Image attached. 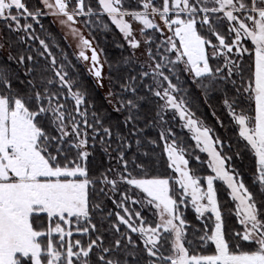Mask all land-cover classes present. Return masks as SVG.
I'll return each instance as SVG.
<instances>
[{
  "label": "snow or ice",
  "instance_id": "1",
  "mask_svg": "<svg viewBox=\"0 0 264 264\" xmlns=\"http://www.w3.org/2000/svg\"><path fill=\"white\" fill-rule=\"evenodd\" d=\"M39 3L49 12L40 8L30 10L26 0H0V21L9 29L38 39L30 32L33 25L21 24L22 19L27 21L31 17L38 23L41 15L64 17L59 23L79 40L77 59L91 62L87 71L96 78L99 87H103V65L91 41L74 27L77 17H100L106 13L131 49L145 47L147 59L141 67L147 70L139 74V79H149L144 87L163 101L157 116L167 123L164 114L171 110L186 122L185 127L195 132L197 143H203L202 150L212 156L216 177L226 182L232 200L237 202L235 214L241 230L226 233L213 188L214 178L208 176L207 189L202 190L199 180L185 170L188 160L181 154L170 128L162 130L160 137L165 141L171 166L180 174L178 183L183 193L190 195L199 217L206 212L214 215V229L205 225L207 231L200 237L202 242L214 243V254H189L185 243H192L186 239L190 225L178 214L183 199H174L170 194L169 179L132 177L127 171L129 161L124 151L131 145L125 143V136L119 132L115 133L118 143L112 151L118 153L115 159L123 170L108 168L90 174L89 158L97 145L111 157L109 149L114 133L99 114L90 112L87 88L78 73L73 79L68 71L75 70V65L67 62L57 66L49 44L41 39L43 51L39 55L51 58L42 71H51L52 75L41 74L38 83L36 77L20 81L27 86L22 91L13 87L10 72L0 70V264H129V256L136 257L134 264H141L143 258L138 249L149 258L157 257L161 264H264V0H135L134 5L126 0H96L98 11L90 0H39ZM90 22L84 21L86 25ZM134 22L141 27L134 30ZM225 23L227 31H219ZM135 32L141 39L136 38ZM248 41L254 46L253 64L244 62V54L249 53L244 46ZM85 49L90 50V56ZM64 59L67 61V56ZM25 60L31 62L33 56L22 54L17 62L24 64ZM34 71L40 70L29 67L25 75ZM182 74H187L205 94L218 88L223 91V84L233 86L235 95L228 98L225 91L224 104L239 125V136L257 157L254 180L259 185L257 192L250 191L242 179L226 170L228 157L213 148L211 130L194 118L188 106ZM136 80L137 77H130L129 82L120 85V92L110 89L105 97L114 111L127 110L126 125L135 126L140 103L147 99L138 94V85L133 83ZM125 93L132 98H125ZM180 93L184 95L178 99ZM241 97L254 100V117L243 110L235 111ZM140 143L136 141L137 145ZM122 183L146 194L147 203L158 210L159 222L152 226L139 211L126 206L142 201L124 192L119 201H114L124 215L121 211L107 213V217H116L111 224L115 234L111 244L105 246L103 234L94 239L90 236L87 244L80 239H66L73 236L71 218L76 220V232L83 235L99 232L92 222V213L101 210L100 204L90 196L104 192L109 186V191L116 192ZM41 214L47 217L46 228ZM62 223L69 226L67 230ZM131 233H137L142 243L134 240ZM166 245L171 250L167 256L162 251ZM145 264L156 261L148 259Z\"/></svg>",
  "mask_w": 264,
  "mask_h": 264
},
{
  "label": "trees",
  "instance_id": "2",
  "mask_svg": "<svg viewBox=\"0 0 264 264\" xmlns=\"http://www.w3.org/2000/svg\"><path fill=\"white\" fill-rule=\"evenodd\" d=\"M90 2L93 9L98 11L99 7L95 0H90ZM126 2L134 5L135 0H126ZM26 3L30 10L34 11L35 8H40L41 10L38 0H26ZM38 20L39 22L37 23L29 17L27 21L21 20V24L27 22L33 25V29L31 30L33 35L40 40H45V42L49 44V50L57 59V66L67 62H71L72 65H75V70L70 68L68 71L73 79L77 78L78 73L79 80L82 81L83 86L87 88L88 99L92 105L90 112L95 111L99 114L104 125L111 126L114 133L112 137V147L109 149L111 157L104 153L99 145H97L92 156L89 158L90 174L94 175L108 168H119L121 171L123 170L120 168V162L115 159L118 153L112 151V149L116 148L118 143L115 133L119 132L121 135L125 136V143L131 145V147L126 148L124 151L125 159L129 161L127 171L132 174V177L169 179L170 194L173 195L174 199H183L184 203L180 204L178 214L182 215L186 223L190 225V227L186 229V239L192 243H185V247L189 249V254H214V243L211 241L202 242L200 240V237L204 236L207 231L205 225L213 229L214 219L212 215L208 213L204 214V217H199V214H197L189 204L187 197L183 196L182 190L177 186L175 181V173L169 166L168 159L164 152V140L161 139L160 133L162 130L171 129V132L176 137L179 150H182L185 159L188 160L187 166L190 175L199 180L200 186L203 188L206 185V178L212 175V171L207 164V155L197 147L189 131L183 127L179 118L173 111L169 110L164 114V120L167 121V123H162L160 121L157 112L159 110V105L162 104L163 101L154 97L148 92L147 88L144 87V85L150 81L147 78L141 81L139 79V74L146 69L134 62L131 51L119 31L108 20L106 14L100 17L82 18V23L86 26L94 41L95 48L98 53H100L106 65L108 85L111 91L120 92L121 84L129 82L130 77H137V80L133 83L138 85V94L147 97L145 101L140 103L137 113L139 119L136 121L135 126L132 124L126 125L124 123L125 117L127 116L126 109L121 112H116L107 104L106 100L89 77V72L84 68L81 60L77 59V55L67 46L64 39L54 28L50 18L45 15L39 16ZM84 21L91 22L86 25ZM105 24L107 27L104 26ZM218 30L226 32V23ZM145 31L149 34L152 33L151 29ZM0 35L2 43L8 48L9 52L8 57L3 56L0 52V70H6L12 74L13 87L26 91V83L21 84L20 81L26 82L36 77L38 83L41 74L48 76L52 75L51 71L47 73H43L42 71L43 68L48 65L50 57H47L46 54L42 57L39 55L38 49L36 51L32 49L33 44H38V39L29 40L28 37H23L22 31L17 32L9 29L3 21H0ZM156 35L158 37L159 33ZM21 37H23V39H21ZM158 42L159 40H157V43ZM244 46L249 48V53L244 54V62L253 64V45L248 41ZM22 54L25 55V57L28 55L33 56V61L30 62L25 60L24 64L18 63V57ZM10 56L13 57V59H9ZM65 56H67V61L64 59ZM210 63L214 64V61ZM29 67L39 69L40 71H34L31 75L26 76L25 73ZM109 77H111V81ZM245 77H247V73ZM181 79L184 88L187 90L186 100L189 108L194 113V118H196L203 127H208L211 130L210 135L216 142L219 153L223 157H228L225 166L232 172L234 170L233 173L236 175L237 179H242L245 185L249 187L250 191L254 193L257 192L259 190V185L258 183H254L258 171L256 157L248 142L239 136L238 126L224 104L225 91L227 92L228 98L235 95L233 86L231 84H223L221 85L223 91L218 88L216 90H209L208 93L205 94L204 90L197 87V84L193 83L192 79L187 74H182ZM204 82L207 83V80ZM180 95H184V93H180L178 99ZM246 96L247 94H245V97ZM125 98H132L131 94L125 93ZM242 110L246 115L254 117V100H248L243 97L239 98V106L236 107L235 111L240 113ZM137 140L141 141L139 145L136 144ZM169 141L171 140L169 139ZM99 187L98 185L97 188ZM213 188L216 191V198L222 214L226 233L241 230L235 214V202L229 196L228 189L217 179H213ZM122 189L128 191V186L123 184ZM120 191L122 190H118L119 193ZM119 193L111 194L105 188L104 192H97L91 195L90 199L100 204L101 210L92 213V222L97 225L99 232H90L87 235L78 233L75 231L77 227L76 220L75 218H71L70 227L73 230V236L70 237V239L73 241L80 239L82 243L87 244L90 236L94 239L96 235L103 234L105 246L111 244L115 235L111 228V224L116 222V217L115 215L107 217V213L110 211L113 213L121 211L114 203V201L120 200ZM133 193L134 190H130V195L132 197H134ZM126 206L131 210L139 211L143 219L148 221L152 226L155 225V221L151 214L147 210L141 208L139 204L128 203ZM121 215H124L122 211ZM41 216L42 223L46 228L48 224L47 217L45 214H41ZM138 221L139 220L136 222ZM80 224L83 225L84 221L81 220ZM62 227L68 228L69 226L62 223ZM194 229H199V231H194ZM124 230V226H121V231ZM208 234L211 233L208 232ZM131 235L138 243H142L138 239L137 233H131ZM53 238L58 239V235L53 234ZM44 239L46 242V238ZM137 251L138 255L143 258L141 264H145L148 259L155 260L156 264H161V261L157 257L149 258L146 253L139 251V249ZM162 251L164 255H170V245H166ZM121 258H124L122 254ZM26 259L27 258H25V260ZM93 259L95 258L93 257ZM127 259L129 264H134L136 257L129 256Z\"/></svg>",
  "mask_w": 264,
  "mask_h": 264
},
{
  "label": "rangeland",
  "instance_id": "3",
  "mask_svg": "<svg viewBox=\"0 0 264 264\" xmlns=\"http://www.w3.org/2000/svg\"><path fill=\"white\" fill-rule=\"evenodd\" d=\"M38 2H39V0H38ZM95 2H96V0H95ZM40 6H41V11H42V12H45V13L49 12V9L44 8L43 5H41V4H40ZM72 7H74V4L69 6V10H71ZM98 7H99V6H98ZM85 10H87V9H85ZM105 14H106V13H105ZM41 16H45V15H41ZM46 16H48V17L50 18L51 23L53 24L54 28H55V29L57 30V32L61 35V37L64 39V41L66 42L67 46L71 49V51H72L74 54H77V55H78V52H79V50H80V48L78 47V44H79V40H78V38H73L72 35L69 33L68 28L65 27V26H63V25H61V24L59 23V20H60V19H64V17H62V16H61V17H57V16H53V15H46ZM106 16H107V14H106ZM82 18H83V17H77V23L74 25V27L78 28V29L80 30V32L83 34V36L89 38V39L92 41L93 45L95 46L94 41H93L92 37L90 36V33L88 32L86 26L82 23ZM107 18H108V20L111 22V19H110L108 16H107ZM22 20L25 21L24 19H22ZM96 20H97V21H100L99 19H96ZM157 22H159V21L157 20ZM113 25H114V24H113ZM114 26H115V25H114ZM140 27H141V25H139L138 22H134V23H133V28H134V30H135V29H139ZM13 28H14V25H13ZM115 28H116V26H115ZM116 29L119 31L118 28H116ZM146 30H147V29H146ZM30 32H32V31L30 30ZM119 33L121 34V36L123 37L124 41L126 42L128 48L130 49L131 54H132V56H133V58H134V62H135L136 64H140V65H142V63L147 59L146 52H145V47L142 46L141 48H139V49H137V50H133V49H131L130 46L128 45V43H127L125 37L123 36V34H122L120 31H119ZM134 34L136 35V38H137V39H141V37L139 36V33H138V32H135ZM169 34H170V33H169ZM22 36H23V37L26 36V37H28L29 40H33L30 36H28V35L25 34L24 32H23V35H22ZM39 40H40V39H38V41H37L38 44H33L32 49L35 50V51L38 49L39 52H42V51H43V47L40 45ZM0 45H2V47H0V52H1V54H2L3 56L8 57V56H9L8 48L2 43L1 35H0ZM253 48H254V46H253ZM41 50H42V51H41ZM85 51H86V54H88V51H87L86 49H85ZM42 57H43V56H42ZM50 59H51V58H49V60H50ZM99 59H100V61L103 63V69H102V81H101V82L103 83V87H99V86H98L97 81H96V78H95L93 75H91L90 73H89V77L92 79L93 83L96 85L97 89L99 90V92L102 94V96H103L104 99H105L107 93L110 91V88H109V85H108V78H107V74H106V65H105V63H104V61H103V58L101 57L100 53H99ZM81 62H82V64H83L84 68H86V69H87L88 66L91 65L89 61H87V62H85V61H81ZM214 63H215V62H214ZM253 63H254V49H253ZM144 68L147 70L146 67H144ZM105 100H106V99H105ZM106 102H107V100H106ZM254 103H255V102H254ZM107 104L113 109L112 105H110L108 102H107ZM230 114H231V116H232V113H231V112H230ZM254 114H255V111H254ZM176 115H177V117L179 118V115H178V114H176ZM179 120H180V122L182 123L183 127H184L186 130L189 131V133H190V135L192 136V138L194 139V141H195L197 147H198L200 150H202V149L204 148V145H203V143H199V144L197 143L196 139L194 138V137H195V132H194L193 130H191V129H189V128H187V127L184 126V124L186 123L185 121H182L180 118H179ZM234 121H235V120H234ZM235 123H236V121H235ZM236 124H237V123H236ZM237 126H238V132H239V125L237 124ZM213 141H214V140H213ZM169 142H171V141H169ZM250 147H251V146H250ZM213 148H214L217 152H219L218 149H217V147H216V142H215V141H214V144H213ZM202 151H203V150H202ZM252 151H253V153H254V155H255L254 150H252ZM164 152H165L166 157H167V159H168L167 151H166V149H165V141H164ZM204 152H205L206 155H207V164H208V167H209V169L212 171V175H211V176H212L214 179H217V180L221 181V182L226 186V188L228 189V192H229V196L231 197V190L228 188L226 182L216 177L215 171H214L213 167L211 166V163H212V156L210 155L209 152H207V151H204ZM181 154H183V153L181 152ZM255 157H256V156H255ZM256 160H257V157H256ZM168 163H169L170 168H171V169L174 171V173H175V181H176V183H177V186L181 189V186H180V184L178 183V181H179V179H180V174H179L178 172L175 171V168H174V167L171 166V162H170L169 160H168ZM225 167H226V166H225ZM185 170L189 172V170H188V166H187V165L185 166ZM226 170H228V171L230 172V174H234V173H233L232 171H230L227 167H226ZM193 178H194V177H193ZM194 179H195V178H194ZM205 184H206V185H205L204 188L201 187L202 190H204V191H206V189H207V178H206ZM126 185H127V184H126ZM122 186H123V183H122V184H119V185L117 186V191H116V192H111V191H109L110 186H109V187H106V190H107L109 193H111V194H114V193L117 194V193H119L118 190H122V191H120V193H119V197H120V196H121V193H124V192H128L129 195H130V190L132 191V189H133V190H134V193H133V194H134V197H133V198L138 199V200H141L142 203H139L140 207L143 208V209H145V210H147V211L151 214V216L153 217V219H154V221H155V224L158 223V222H159L158 210L155 209V206H154V205H149V204L147 203V199H148V198L146 197V194H144V193L142 192V190H140V189H135L134 186H129V185H127V186H128V191H127V190L124 191V189H122ZM129 189H130V190H129ZM181 190H182V189H181ZM182 193H183V190H182ZM183 196H184V197H187V200H188L189 204L191 205V207H192L193 210L195 211V208H194V206L192 205V202H191L190 195H185V194L183 193ZM231 198H232V197H231ZM234 202H235V201H234ZM202 203H206V201H202ZM236 203H237V202H235V209H236ZM206 213L211 214L212 217H213V219H214V215H213L212 213H210V212H206ZM206 213H205V214H206ZM136 224L139 225V221L136 222ZM145 226H147V225H145ZM213 229H214V226H213ZM66 230H67V228H66ZM161 231H163V229H161ZM66 239H70V238H67V237H66ZM214 246H215V245H214Z\"/></svg>",
  "mask_w": 264,
  "mask_h": 264
},
{
  "label": "water",
  "instance_id": "4",
  "mask_svg": "<svg viewBox=\"0 0 264 264\" xmlns=\"http://www.w3.org/2000/svg\"><path fill=\"white\" fill-rule=\"evenodd\" d=\"M85 38H87V37H85ZM89 41H91L89 38H87ZM91 43H92V41H91ZM92 47H94L95 48V46L93 45V43H92ZM97 50V49H96ZM90 51V50H89ZM97 53H98V51H97ZM77 55V54H76ZM98 56H99V53H98ZM100 60V59H99ZM100 63L103 65V63L100 61Z\"/></svg>",
  "mask_w": 264,
  "mask_h": 264
},
{
  "label": "flooded vegetation",
  "instance_id": "5",
  "mask_svg": "<svg viewBox=\"0 0 264 264\" xmlns=\"http://www.w3.org/2000/svg\"><path fill=\"white\" fill-rule=\"evenodd\" d=\"M86 50L88 51V55L90 56L91 55V52L89 51V49H86ZM90 64H91V62H90Z\"/></svg>",
  "mask_w": 264,
  "mask_h": 264
}]
</instances>
